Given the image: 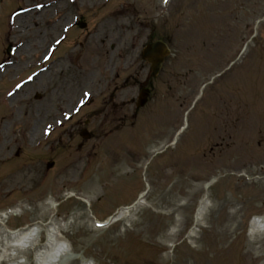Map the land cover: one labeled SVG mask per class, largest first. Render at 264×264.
<instances>
[{"label":"rangeland","instance_id":"obj_1","mask_svg":"<svg viewBox=\"0 0 264 264\" xmlns=\"http://www.w3.org/2000/svg\"><path fill=\"white\" fill-rule=\"evenodd\" d=\"M2 1L0 63L6 13L40 8L30 12V19L7 26L5 42L20 44L12 59L18 66L0 81L15 83L34 75L47 47L53 48L73 18L86 27L72 31L57 47L55 62L52 58L47 71L36 73L40 79L35 76L16 89L18 83L0 82V264H43L41 252L52 250L50 235L64 248L47 264H264V0H75L77 6L61 0L43 15V4L51 0ZM17 24L26 28L23 34L15 32ZM177 33L178 39L189 33L193 36L184 37L187 42L206 40L208 45L179 41L173 46L174 56L153 82V102L173 94L175 87L187 92L190 81L182 74L181 84L168 80L174 66L183 67L185 77L192 68L198 71L196 83L202 68L207 74L218 72L214 66L223 60L226 67L229 58L235 65L215 86L231 96L239 91L240 123L226 128L219 144L201 141L212 135L202 132L198 115L208 85L177 126L168 150L150 155L163 138L151 141V126L147 137L138 136L145 143L139 151L134 144L142 133L138 125L145 115V123L153 120L158 130L164 122H157L156 114L165 108L154 109L151 101L140 110L129 143L126 130L116 126L110 131L112 118L127 109L132 113L130 103L146 79L141 47L156 38L173 40ZM37 43L41 50L35 49ZM115 46L131 56L110 87L118 62ZM31 65L36 70L20 74ZM108 95L116 107L109 106ZM169 97L173 110L180 109L182 97ZM83 102L89 104L78 107L67 122V114ZM217 112L206 108L207 127L228 124ZM83 129L94 139L80 138ZM50 162L54 164L47 169ZM111 216L118 219L99 226ZM254 218L260 219L261 232H251ZM32 227L38 228L34 245L18 242L17 236Z\"/></svg>","mask_w":264,"mask_h":264},{"label":"bare ground","instance_id":"obj_2","mask_svg":"<svg viewBox=\"0 0 264 264\" xmlns=\"http://www.w3.org/2000/svg\"><path fill=\"white\" fill-rule=\"evenodd\" d=\"M51 3H53L54 6H57L61 0H51L50 1ZM43 6H46V5H43ZM46 10H44V8H42V10L39 12V13H42V15L45 13ZM29 15L30 14H24L22 16L19 17L20 20H22L23 18H29ZM31 16V15H30ZM30 19V18H29ZM32 19V18H31ZM36 20V19H35ZM26 31V28L22 31H19L20 33H23ZM26 50H29V45H26ZM35 49H42V44L41 43H37L36 46H35ZM38 77V78H37ZM36 78L37 79H40V76L38 75ZM10 103L13 101V99H9ZM89 104V103H88ZM87 104V105H88ZM86 105V106H87ZM35 132H36V129H33L32 130V135L33 137L35 136ZM124 211V210H122ZM124 212L120 213L119 215L122 216ZM260 225V219L259 218H254L251 222H250V229H251V232L254 233V232H261V227L259 226ZM38 230V228L36 227H32L30 229H27L25 231H23L22 233L19 234V236H17V238L19 239L18 242H24V243H30V245H34V239H32V237L35 235V231ZM49 245L52 247V250L49 252V253H45V252H41L42 255H46V258H49L47 263L51 260V258H55L57 252L59 253L60 250H62L64 248V245L63 243H59V240L56 238H54V235H50V242H48ZM48 246V244H47ZM53 256V257H52ZM44 260L43 264H47L46 261Z\"/></svg>","mask_w":264,"mask_h":264},{"label":"flooded vegetation","instance_id":"obj_3","mask_svg":"<svg viewBox=\"0 0 264 264\" xmlns=\"http://www.w3.org/2000/svg\"><path fill=\"white\" fill-rule=\"evenodd\" d=\"M180 68V66H178V65H176V66H174L173 67V70L172 71H170V74H169V80L170 81H174V83H175V85H177V84H181L180 83V78H181V76H180V71L178 70ZM186 84V83H185ZM178 95L179 97H182V98H180V99H183V100H186V99H188L189 98V94H188V92H183V91H179L178 92V90H177V88L175 87L174 88V91H173V94L172 95ZM187 94V95H186ZM185 95V96H184ZM160 100V99H159ZM122 101H126V99L125 100H122ZM134 102V100L132 99V103ZM118 105V103H115V102H113V99H111V103H110V107L112 108V107H116ZM120 105L121 106H123L124 104H123V102H121L120 103ZM158 104H156L155 106H157ZM212 110H217L218 112H217V115L219 116H221L223 119H225V117H229L230 116V112L228 111V110H225V108L223 107V105H219V104H213V106H212ZM205 114H206V110L205 109H203L202 110V118H203V120L205 121V122H207V119L205 120ZM166 120H173L174 118H177V115H174V113L172 112V111H170V112H168L167 114H166ZM114 119H116V118H114ZM113 119V120H114ZM120 122H121V125L124 127L127 123H128V120H129V114H128V109H127V111H125L124 113H122L121 115H120Z\"/></svg>","mask_w":264,"mask_h":264},{"label":"water","instance_id":"obj_4","mask_svg":"<svg viewBox=\"0 0 264 264\" xmlns=\"http://www.w3.org/2000/svg\"><path fill=\"white\" fill-rule=\"evenodd\" d=\"M169 54L167 46L160 40L148 45L144 52L143 58L146 59L151 65L153 75H156L163 63L164 58ZM142 95V93H141ZM144 95V97H143ZM142 100L140 99L138 105L142 106L147 100L146 91L143 92Z\"/></svg>","mask_w":264,"mask_h":264},{"label":"snow or ice","instance_id":"obj_5","mask_svg":"<svg viewBox=\"0 0 264 264\" xmlns=\"http://www.w3.org/2000/svg\"><path fill=\"white\" fill-rule=\"evenodd\" d=\"M17 87H19V85H17Z\"/></svg>","mask_w":264,"mask_h":264}]
</instances>
